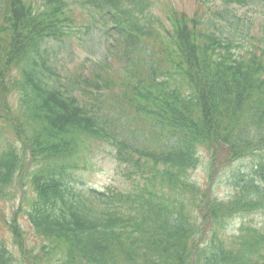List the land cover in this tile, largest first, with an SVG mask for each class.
<instances>
[{
  "label": "trees",
  "instance_id": "1",
  "mask_svg": "<svg viewBox=\"0 0 264 264\" xmlns=\"http://www.w3.org/2000/svg\"><path fill=\"white\" fill-rule=\"evenodd\" d=\"M222 2L189 14L161 0H80L86 29L99 26L107 49L115 36L123 64L62 72L51 55L72 48L70 1L0 0V264H264V225L222 234L233 217L264 214V17L235 12H264V0ZM100 143L129 189L68 184ZM201 164L202 184L191 177ZM227 170L233 193L220 199ZM23 179L28 207L7 217L2 202Z\"/></svg>",
  "mask_w": 264,
  "mask_h": 264
},
{
  "label": "rangeland",
  "instance_id": "2",
  "mask_svg": "<svg viewBox=\"0 0 264 264\" xmlns=\"http://www.w3.org/2000/svg\"><path fill=\"white\" fill-rule=\"evenodd\" d=\"M71 6L74 8L75 13L79 16L80 10L75 8L78 6L80 0H68ZM174 4L178 9L184 10L189 14H192L198 7V0H162ZM206 4H210L212 0H203ZM219 3V0H214ZM76 2V3H75ZM158 7V6H157ZM264 8V7H263ZM262 9V8H261ZM158 13L159 9L156 10ZM235 12L238 16L242 17L243 21L248 22L249 19H256V23L259 24L264 17V12L262 10L254 11L251 6H238L235 8ZM81 22V20L79 21ZM245 22V23H246ZM223 26V32L228 33V25L220 24ZM72 27L74 35L76 38L72 39L71 49L68 46H63L64 49L55 51L52 53L51 57L55 61L56 66L62 72L65 71L64 66L73 68H81L82 62L91 64L94 60H98L100 57H108L109 60L115 61V66L123 62V56L116 58L117 51L111 45V43H116V37L111 36L108 42L110 43L109 49L105 47L103 31H99L97 27H93V31H85L84 27ZM256 32V29L252 30ZM236 36L240 38L242 33L237 32ZM78 37H80V42H78ZM107 46V42H106ZM13 104H16L15 99H12ZM1 133V132H0ZM2 138L0 137V141ZM114 150L105 143L97 144L93 147V156L91 158L90 164L86 165L84 168H79L71 173H69L68 184L75 187L76 189L85 190L86 187H93L96 189H104L106 186L116 187L121 190L129 189V183L125 180L118 167L114 156ZM251 164V159H245L243 161H238L235 166L245 169ZM205 165L201 164L192 173L191 177L197 183H204L206 173L204 170ZM19 183L16 187L15 196L11 199L6 198L2 205L7 213V217L13 210H18L20 205L22 209L28 207L25 200L31 196V191L28 185L24 182ZM215 193L220 199H227L233 193V186L230 181L229 171H225L221 176L217 178V184L215 185ZM22 202V204H21ZM18 220L21 225L25 228V235L27 237V244L31 245L32 242L37 243L35 235L33 234L31 227L27 224L26 219L23 217V212L17 213ZM241 222L254 223L256 225H264V214L260 212L236 216L229 220L226 224L222 234L224 236L231 235L235 229L240 225ZM3 222H0V233L2 236L7 237L8 232L2 227Z\"/></svg>",
  "mask_w": 264,
  "mask_h": 264
}]
</instances>
